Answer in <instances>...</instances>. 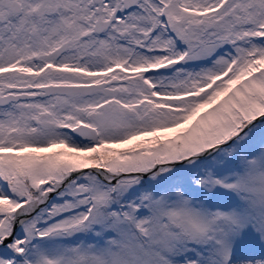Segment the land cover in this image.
I'll list each match as a JSON object with an SVG mask.
<instances>
[{"label": "snow or ice", "instance_id": "1", "mask_svg": "<svg viewBox=\"0 0 264 264\" xmlns=\"http://www.w3.org/2000/svg\"><path fill=\"white\" fill-rule=\"evenodd\" d=\"M0 264H264V0H0Z\"/></svg>", "mask_w": 264, "mask_h": 264}]
</instances>
